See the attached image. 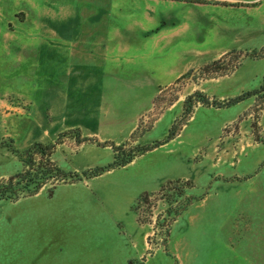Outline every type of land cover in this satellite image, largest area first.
I'll use <instances>...</instances> for the list:
<instances>
[{
  "label": "rangeland",
  "instance_id": "obj_1",
  "mask_svg": "<svg viewBox=\"0 0 264 264\" xmlns=\"http://www.w3.org/2000/svg\"><path fill=\"white\" fill-rule=\"evenodd\" d=\"M56 142L78 174L165 144L0 201V264H264V0H0V180Z\"/></svg>",
  "mask_w": 264,
  "mask_h": 264
},
{
  "label": "trees",
  "instance_id": "obj_2",
  "mask_svg": "<svg viewBox=\"0 0 264 264\" xmlns=\"http://www.w3.org/2000/svg\"><path fill=\"white\" fill-rule=\"evenodd\" d=\"M227 57L219 61H215L209 66H206L200 70V74L206 75L204 77L210 76L214 73H227L233 71L237 66L229 65L226 63ZM258 92H248L239 97L231 99L228 103L221 104L219 102H214L213 105L218 107H231L238 105L239 103L255 96ZM196 103H202L203 105H210L211 101L206 98L203 93L196 92L194 95L188 98L186 102V110L184 112V117L187 118L191 115L193 108ZM258 123L253 124V128H257ZM177 136V131L172 129L169 134V142ZM256 138H260L256 133ZM84 139L79 141L80 143L85 142ZM259 140V139H257ZM165 143L157 142L154 145H148L146 147H135L132 152L126 157L120 158L116 163L109 165L107 167H97L94 169L86 170L82 174L68 172L59 167V165L53 160V155L57 150V146L60 142L56 143H35L32 147L26 149L19 153V157L24 164L25 169L22 172L16 173L10 176L6 180H0V201L8 202H19L24 198H30L38 195L47 185H52L55 188L57 185L62 183H72L75 184L83 179H93L102 176L105 172L120 166H126L133 162V160L138 155H143L147 152L154 151ZM102 145L104 147H111L115 152L121 150L120 146L114 143L105 142Z\"/></svg>",
  "mask_w": 264,
  "mask_h": 264
},
{
  "label": "crops",
  "instance_id": "obj_3",
  "mask_svg": "<svg viewBox=\"0 0 264 264\" xmlns=\"http://www.w3.org/2000/svg\"><path fill=\"white\" fill-rule=\"evenodd\" d=\"M150 9V8H149ZM149 9H146V10H143V9H141L140 10V12H142V13H145V14H147L148 15V13H149V15H148V17L151 19L152 18V16L150 15V10ZM94 31H97V32H99L100 31V28H97V29H95ZM98 37H100V36H98ZM101 38V37H100ZM94 40L96 39V37L95 38H93ZM92 40V39H91ZM101 40H103V39H100V41Z\"/></svg>",
  "mask_w": 264,
  "mask_h": 264
}]
</instances>
